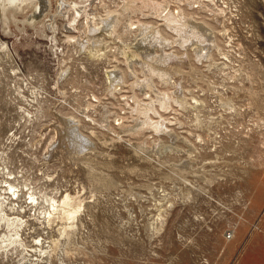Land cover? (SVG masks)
Returning a JSON list of instances; mask_svg holds the SVG:
<instances>
[{
    "label": "rangeland",
    "instance_id": "obj_1",
    "mask_svg": "<svg viewBox=\"0 0 264 264\" xmlns=\"http://www.w3.org/2000/svg\"><path fill=\"white\" fill-rule=\"evenodd\" d=\"M65 1L0 7V201L22 222L0 264H264V0H218L224 33L204 1L155 0L213 28L221 50L201 44L202 59L172 44L154 10ZM68 2L84 6L77 14ZM108 12L118 14L113 35ZM140 23L159 27L177 60L159 65L175 66L170 82L154 77L143 92L133 83L159 52L142 43L149 57L128 66ZM165 94L168 111L155 103L151 115L163 130H127L132 96L147 105ZM66 195L80 204L69 234ZM7 232L0 220V240Z\"/></svg>",
    "mask_w": 264,
    "mask_h": 264
},
{
    "label": "bare ground",
    "instance_id": "obj_2",
    "mask_svg": "<svg viewBox=\"0 0 264 264\" xmlns=\"http://www.w3.org/2000/svg\"><path fill=\"white\" fill-rule=\"evenodd\" d=\"M34 1V0H33ZM47 1V0H46ZM174 1H177V4L179 3H182L184 4V2L186 0H174ZM49 2V1H48ZM62 4L65 5V0H61ZM71 2V1H70ZM123 2V8H126L127 9V5L131 4V6H133L134 8L136 9H145V8H149L151 11L154 10V12H156V15L158 17V19L162 22V27L164 26L166 28V30L168 29L169 31H171L172 33H174L176 36V38L172 41L174 43L172 44H175L174 46L176 45H179L181 48H183L184 50L187 48L189 49L188 47L191 48V46H196V48L194 49L195 51V55H196V58L198 59H202V55L200 54L201 50L203 49L201 44L203 45L204 44V47H207L208 51H210V49L212 48H215L217 50H221L219 49V46L216 44V41L214 40L213 38V28L211 26H209L208 24L206 23H203V22H198L196 21L195 19H193L192 16L188 15L185 13V11L179 7L178 5H170L168 2H165V4H160L158 1H155V0H130V1H126V0H122ZM129 2H132V3H129ZM164 2V1H163ZM32 3V0H0V7L2 9V11L5 13L6 11H8L10 9V6L13 5V9L14 10H18V9H21L24 5L26 4H31ZM34 3V2H33ZM80 3V2H79ZM137 3H139L140 5L138 6ZM49 4V3H47ZM191 6H189L190 8L191 7H194L192 5H194L193 3H190ZM35 5V4H34ZM38 5V4H37ZM68 5L71 6L75 13H79L80 12V9L81 7L84 6H81V7H78V5L80 6L81 4H75V3H67L66 6ZM62 8L63 6L60 5ZM86 6V5H85ZM130 6V7H131ZM185 6V4H184ZM65 7V6H64ZM70 7V8H71ZM88 7V6H87ZM196 7V6H195ZM71 8V9H72ZM41 9V7H40ZM66 9V8H65ZM84 9V8H83ZM135 9V10H136ZM198 9H199V6H198ZM39 10V9H38ZM44 10V9H43ZM206 10L207 11H210V12H214L213 16L216 15L218 17V24L219 26L221 27V31L222 33H224V31H226L225 29V26L223 24V16H224V11L221 9V8H218V11H212L210 9H208V7H206ZM24 11V10H23ZM40 11V10H39ZM38 11V12H39ZM68 11V10H67ZM82 11V10H81ZM84 11V10H83ZM93 11V10H92ZM132 11V10H131ZM42 11H40L41 13ZM3 13V14H4ZM44 13V12H43ZM64 14L67 13L66 10L65 12H63ZM7 15V14H6ZM95 15V14H94ZM66 16V15H65ZM75 16V15H74ZM79 16V15H78ZM88 16V15H86ZM77 18V16H75ZM94 18H96L95 16H93ZM118 17V14L115 13V12H108L106 14V17L102 20V21H108L110 19V32L109 33H112V35L116 32H114V28H116V26H118L119 24V19L117 18ZM88 18V17H86ZM92 18V17H91ZM90 18V19H91ZM98 18V17H97ZM97 18L95 21H97ZM100 19V18H98ZM155 19V18H154ZM157 19V18H156ZM214 19V18H213ZM89 20V19H88ZM99 21V20H98ZM97 21V22H98ZM89 22V21H88ZM87 24H91V26L93 27V32L94 31H97V30H100V27H97L95 25H93V23H88ZM90 22H93V20H90ZM96 22V23H97ZM99 23V22H98ZM128 24V23H127ZM141 24V23H140ZM100 25V24H99ZM139 25V24H138ZM71 26V25H70ZM73 26V25H72ZM71 26V27H72ZM130 27H128L127 29H125V31H130V29H134L133 27H135L133 25V22H130L129 24ZM163 27V29H164ZM154 28V27H152ZM158 28V30L156 29L155 31L153 29H151L149 27V25H140V27H138V32H139V35L142 36V39L141 41H139L140 44H138L136 46V48L134 49V51L136 50V52H130V57L128 58V66H130V64L133 63V61H136V60H139L137 59L138 57L141 58L140 56H148L149 57V52L148 50L146 52H144L145 50L143 49V47L141 46L142 43L147 44V47H149L150 45L151 46H155L156 48H158V56L157 55H152L151 57L149 58H152L151 59V62H148L146 64V61L147 59H144L142 63H145V66H142V72L145 74V79L142 80V81H139V80H136L134 83H133V86L135 87H139L141 92H143V89H146V87H152L154 86L153 83H152V79L155 77H157L160 81H165L169 80L170 82V78L173 77L172 75L176 72V69L175 66L174 68H168L169 66H167L168 69H163L160 68L159 65H163V64H168L169 60L171 58H174V55H166L165 51L167 50V46L171 44V42H169L170 44L168 43H165V40L166 38L163 40L164 36L162 37L161 33L160 32V29L159 27H156ZM73 29V27H72ZM88 29V28H87ZM117 29V28H116ZM103 30V29H102ZM124 31V32H125ZM104 33H106V31L104 30L103 31ZM123 32V33H124ZM99 33V32H98ZM117 34V33H116ZM93 35V34H92ZM106 35V34H105ZM111 35V34H110ZM173 35V34H172ZM141 38V37H140ZM73 40V39H72ZM102 40V39H101ZM139 40V39H138ZM101 42V41H100ZM145 44V45H146ZM149 44V46H148ZM171 44V45H172ZM170 45V46H171ZM104 46V45H103ZM150 46V48H151ZM169 46V47H170ZM153 47V48H155ZM152 48V49H153ZM166 48V50H165ZM194 48V47H193ZM97 49V48H96ZM144 50V51H143ZM165 50V51H164ZM204 50V49H203ZM133 51V50H132ZM157 51V50H156ZM170 51V50H169ZM206 51V50H205ZM149 54H148V53ZM157 52V53H158ZM100 53V52H99ZM147 53V54H146ZM218 53V52H217ZM146 54V55H144ZM185 54V53H184ZM194 54V53H193ZM209 52L205 55H208ZM156 56V57H154ZM210 56V55H209ZM147 57V58H148ZM181 57V56H180ZM208 57V56H206ZM148 58V59H149ZM205 58V57H203ZM142 59V58H141ZM155 59V60H154ZM177 59H181V58H177ZM209 59V58H208ZM175 60V58L173 59ZM138 61V62H139ZM145 61V62H144ZM150 61V60H148ZM177 61V60H175ZM127 62V61H126ZM139 62V64H140ZM179 62V60H178ZM181 62V61H180ZM138 64V66H139ZM179 64V63H178ZM126 65V64H125ZM142 64H140V67H141ZM169 65V64H168ZM172 65V64H171ZM178 66V65H177ZM166 67V66H165ZM164 67V68H165ZM178 68V67H177ZM131 70V69H129ZM128 70V72H129ZM141 70V69H140ZM178 70V69H177ZM132 71V70H131ZM141 72V73H142ZM133 73V72H132ZM108 75V74H107ZM120 75V74H119ZM143 75V74H141ZM177 76V75H176ZM111 77V75L109 76L108 75V78ZM113 77V82L114 84L112 85V88L113 89H117L119 87V80H117V82H114L115 78L114 76ZM121 77V76H120ZM118 78V76H117ZM111 80V79H110ZM174 80V78H173ZM121 81V80H120ZM134 81V80H133ZM122 82V81H121ZM173 82V81H172ZM110 84V82H109ZM117 84V85H116ZM122 84V83H121ZM152 84V85H151ZM173 84H176V81L175 83ZM132 86V87H133ZM171 86V84H170ZM176 86V85H175ZM173 86V87H175ZM111 87V86H110ZM131 87V88H132ZM110 88V89H112ZM112 89V90H113ZM120 89V88H119ZM133 89V88H132ZM148 89V88H147ZM150 89V88H149ZM148 89V91H149ZM153 89V88H152ZM150 89V90H152ZM135 90V89H134ZM155 90V89H153ZM152 90V91H153ZM115 90H113L114 92ZM118 91V89H117ZM133 91V90H132ZM150 91V92H152ZM156 92V91H155ZM178 92V91H177ZM181 92V91H180ZM132 93V92H131ZM111 94H112V91H111ZM119 94V93H118ZM153 94H156L153 92ZM173 94V93H172ZM176 94L178 93H174L173 95L176 96ZM181 94V93H180ZM132 96V95H131ZM160 96V95H159ZM169 96H167L166 94L161 96V97H158L157 95V98H155V100H151L150 103H148L147 105H143L142 103L140 104V101H137L136 97L135 96H132V100L134 101L135 103V107L134 109L132 110L137 118H135V124L132 128H127V130H133L135 131V129H138V128H143V127H147V129L151 128L154 132H159L161 130L164 129V125L162 124V121H158V122H154L151 118V115H157V112H156V108L154 107L155 106V103L159 104V108L161 110H164L166 112V110L168 111L169 109V99L171 98H168ZM178 97L179 94H178ZM182 97V96H181ZM183 99V98H182ZM182 99L180 98H177L173 99V101L175 103L173 104H181ZM150 100V99H149ZM172 100V99H171ZM184 100V99H183ZM156 101V102H154ZM185 102V101H184ZM144 103V102H143ZM127 104V103H126ZM184 105V104H183ZM78 137V136H77ZM48 151V150H47ZM8 188V186H7ZM11 191H12V187L9 185V188ZM26 189V188H25ZM15 194V193H14ZM1 196V194H0ZM15 196V195H14ZM18 196V195H17ZM3 202V201H2ZM2 202L0 201V220L4 221L5 222V226H6V229L12 233H14L13 235H9V236H5L3 235V237L1 238L0 240V244L1 243H10V244H14V243H19V229L21 228V225H22V222H21V219L18 218V217H9L7 215V213L5 212V210L3 209V205H2ZM53 203V202H52ZM81 203V202H80ZM53 205V204H52ZM73 205H74V200L69 196V195H66L62 200H61V203H60V207H59V210H60V215H59V218H61L62 220L66 221L67 222V226H65L63 228V233L64 234H69L71 232H73V230L75 229V225H74V220L76 218V214L77 212L79 211L80 209V204L78 203L77 207L76 208H73ZM68 208V210H66ZM55 209V208H54ZM53 209V210H54ZM56 210V209H55ZM58 211V210H57ZM56 212V211H55ZM52 214V213H51ZM54 214V213H53ZM57 214V213H56ZM59 214V213H58ZM48 215V213H47ZM55 215V214H54ZM157 225L159 226L160 223H162V218L160 215H158L157 217ZM53 221V220H52ZM7 232V233H9ZM62 233V232H61ZM21 235V234H20ZM21 239V238H20ZM55 243V242H54ZM2 244V245H3ZM21 244V243H20ZM3 248V247H1ZM24 249V248H23ZM52 253V252H51Z\"/></svg>",
    "mask_w": 264,
    "mask_h": 264
},
{
    "label": "built area",
    "instance_id": "obj_3",
    "mask_svg": "<svg viewBox=\"0 0 264 264\" xmlns=\"http://www.w3.org/2000/svg\"><path fill=\"white\" fill-rule=\"evenodd\" d=\"M196 1H198L200 4L206 2V5H203L204 7H208L207 4H209V5H212L214 9L218 8V0H196ZM200 1H204V2H200ZM232 1L233 0H229L228 1V5H226V4H224V5H226L227 8H228L229 6H232V4H233ZM230 238H231V235L230 234H226V239H230Z\"/></svg>",
    "mask_w": 264,
    "mask_h": 264
}]
</instances>
